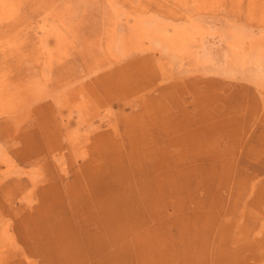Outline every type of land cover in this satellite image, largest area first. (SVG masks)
I'll return each mask as SVG.
<instances>
[{
    "label": "rangeland",
    "instance_id": "374dc122",
    "mask_svg": "<svg viewBox=\"0 0 264 264\" xmlns=\"http://www.w3.org/2000/svg\"><path fill=\"white\" fill-rule=\"evenodd\" d=\"M142 21L208 32L172 56ZM236 32L264 65V0H0V264H264Z\"/></svg>",
    "mask_w": 264,
    "mask_h": 264
},
{
    "label": "bare ground",
    "instance_id": "6f19581e",
    "mask_svg": "<svg viewBox=\"0 0 264 264\" xmlns=\"http://www.w3.org/2000/svg\"><path fill=\"white\" fill-rule=\"evenodd\" d=\"M145 23V21H142L138 25L139 36L133 38L134 42L140 41L139 43H141L145 39L150 40V42L154 41L157 45L161 46L172 56H178L180 54L183 57H186L187 55L192 54V47L194 46L193 43L197 42V37L200 36V39L203 40L206 37L205 34L208 32L207 29V31L204 29V26V28L201 27V23L200 25L191 23L189 26L185 27L175 26V30L173 31H167L166 29H164L163 24L158 22L154 24ZM245 39V34L241 32L234 33V38L230 42L231 50L233 51V54L235 56L233 64L235 65V67L240 69H247L252 67L259 74H264V65L260 58H255L253 60L250 59L251 51L248 50ZM263 43L264 42L254 40L251 46L253 47V49L256 48L259 53L264 54ZM193 52H195L193 53L195 55L193 56V60H199V54L197 53L198 51L196 49H193Z\"/></svg>",
    "mask_w": 264,
    "mask_h": 264
}]
</instances>
